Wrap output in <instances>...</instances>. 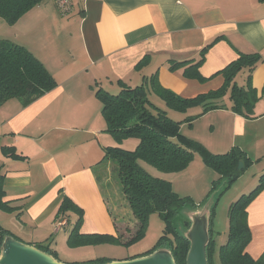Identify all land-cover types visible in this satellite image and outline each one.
<instances>
[{"label": "crops", "instance_id": "obj_1", "mask_svg": "<svg viewBox=\"0 0 264 264\" xmlns=\"http://www.w3.org/2000/svg\"><path fill=\"white\" fill-rule=\"evenodd\" d=\"M56 6L57 0H43L15 23L0 16V40L27 47L57 81L28 104L18 97L0 100V187L6 203L0 217L12 218L11 229L0 221L4 230L23 242H51L59 252L57 238L69 245L64 233L77 218L74 212L58 216L68 197L83 210L82 234L117 236L110 202L116 197L115 167L106 149L119 143L107 131L96 89L113 93L156 75L179 96L194 97L219 89L225 77L217 72L242 53L261 55L251 73L259 96L252 115L230 109L227 94V108L204 113L211 117L214 141L196 139L212 153L241 148L253 162L243 188L257 182L264 172V0H71L67 16L57 14ZM207 45L199 68L207 79L170 68L174 61L195 62ZM248 74V68L241 70L236 83L245 86ZM195 109L201 107L189 108ZM247 212V250L258 258L264 252V191ZM62 218L66 223L57 230ZM1 240L0 235V251ZM100 245L96 249L105 247ZM95 256L87 254V260L101 257Z\"/></svg>", "mask_w": 264, "mask_h": 264}, {"label": "trees", "instance_id": "obj_2", "mask_svg": "<svg viewBox=\"0 0 264 264\" xmlns=\"http://www.w3.org/2000/svg\"><path fill=\"white\" fill-rule=\"evenodd\" d=\"M43 0H0V16L8 23H15L25 13ZM209 45L205 46L198 60L174 61L172 70L183 69L186 76L199 80L207 79L199 70ZM261 55L258 53H242L237 59L220 70L225 77L224 84L217 90L198 94L194 97H181L174 91L162 86L156 75L145 78L136 85H123L118 93H112L103 87L96 89V96L102 102V113L107 122V131L122 142L129 137H137L139 143L133 150L119 145L109 146L106 157L114 159L119 165V175L126 199L132 209L136 223L133 226L127 221L115 218L117 236L110 234H82L80 226L83 210L70 198L65 197L58 209V216L68 212L77 214L75 225L69 235L71 246L93 243H121L132 245L140 241L146 234L148 219L151 213L158 211L164 219L163 234L156 245L144 253L131 256L133 258L153 252L160 246H169L177 264H187L186 257L190 247L189 240L183 236L174 224V217L179 208L186 203L173 190L172 183L162 177L152 175L141 164L144 160L159 170L178 171L185 169L199 153L203 160L230 184L240 177L252 164V160L241 148L235 146L225 153H212L201 142L190 139L181 132L182 121L171 118L167 110L153 103L149 97L152 91L165 101L168 107L178 111L201 107L195 117L217 108H227L223 98L229 94L230 109L245 116H251L253 108L259 100L258 92L251 84L252 71L256 68ZM248 68L249 74L245 86H239L235 78L237 74ZM57 85L55 77L42 61L27 47L16 42L0 40V100L18 97L28 104ZM194 116L188 117L192 121ZM240 174V175H239ZM264 191V172L259 176L258 184L249 193L242 194L229 208V238L219 249L220 264H264V252L254 258L247 248L252 239L248 223L247 208L250 203ZM0 205L6 206L1 198ZM113 211V215H114ZM124 217V216H123ZM63 219V218H62ZM211 217L210 241L207 246L209 264L216 263L215 239ZM189 226V224L187 223ZM11 234L0 226L1 239ZM1 240V241H2ZM2 244V242H1ZM35 245L58 257L51 242H38ZM127 259V258H126ZM109 261L102 257L71 264L102 263Z\"/></svg>", "mask_w": 264, "mask_h": 264}, {"label": "rangeland", "instance_id": "obj_3", "mask_svg": "<svg viewBox=\"0 0 264 264\" xmlns=\"http://www.w3.org/2000/svg\"><path fill=\"white\" fill-rule=\"evenodd\" d=\"M70 6L71 0L67 6V11L56 6V9L58 11L57 14H63L62 16H67L71 9ZM70 18L74 19L72 16ZM75 18L76 24L79 26V19L77 18V16ZM106 90L108 89L106 88ZM118 92L119 91H113V93ZM149 97L153 103L159 105L160 107H162V109L167 110L168 115L171 118L182 121L181 132L184 135H187V137H189L190 139L197 141L199 139H202L207 143H212L214 141V136H212L211 134V117H205V114L195 117L198 113L201 112L202 108L199 112L198 109H195V111H190L189 109L187 111H178L176 109L168 107L165 101L163 99H160V97L154 94L152 91H149ZM190 116L195 117L191 122L188 121V117ZM194 122H196L194 125L191 124ZM197 135L200 137L199 139H196ZM138 143L139 139L137 137H129L124 139L122 142L117 141V144L119 146L129 150L135 149ZM201 143L205 146V143H203L202 141ZM205 147L209 150L207 146ZM112 162L113 166L115 167L113 189L114 194L116 195L115 199L113 201H110L111 207L114 209L115 213L113 216L117 217L119 221H128L133 226V224L136 223V219L123 191V185L118 169L119 165L114 159H112ZM140 164L152 175L159 177L161 176L163 179L170 181L172 183L173 190L177 192L181 197H185L187 202L179 208L178 213L174 217V224L181 234L184 233L186 227L188 226L187 223L189 224L191 220L195 222L197 219L204 217V215L210 217L213 216L212 229L215 239V250L217 255L216 259L219 262V249L221 245L225 244L229 238V208L231 204L237 201V199L242 194L252 191L258 184V180L257 182H255L256 184L254 183L251 185V188H243L251 179V173H246V170L240 173L241 175L239 174L240 177L238 178L239 180L237 179L238 181L235 180L232 183L228 184L226 183L225 179L220 178V175L214 170V168L209 166L203 160L202 156L199 153L195 154V157L189 164V166L178 171L165 172L159 170L158 168L154 167L144 160H140ZM0 221L3 227H8L11 229V217H0ZM74 225L75 220L65 231L64 235L66 234V240L68 239V236L71 233ZM147 226L148 227L145 236L140 241L132 245L107 242L104 243L105 247H100L98 249L96 248L101 243L78 246L67 245V243L63 246L62 242H60V240L57 238L59 242L55 243V245L59 249V252H57L58 257L63 261L67 259L70 262H84L87 260V254L93 255V257H98L95 255H99V257L101 256L104 259L112 260L115 258L120 259L128 255H136L132 253H144L147 250L152 249L163 234V229L165 226L164 219L158 211L151 213L148 219ZM17 237L25 239L22 236L17 235ZM65 246L66 248H64Z\"/></svg>", "mask_w": 264, "mask_h": 264}, {"label": "water", "instance_id": "obj_4", "mask_svg": "<svg viewBox=\"0 0 264 264\" xmlns=\"http://www.w3.org/2000/svg\"><path fill=\"white\" fill-rule=\"evenodd\" d=\"M191 220L182 234L189 242L187 264H209L207 246L210 241L211 217ZM0 264H71L55 257L53 254L26 243L14 235L5 234L1 244ZM84 264H177L169 246H160L153 252L127 259H112L102 263Z\"/></svg>", "mask_w": 264, "mask_h": 264}, {"label": "built area", "instance_id": "obj_5", "mask_svg": "<svg viewBox=\"0 0 264 264\" xmlns=\"http://www.w3.org/2000/svg\"><path fill=\"white\" fill-rule=\"evenodd\" d=\"M70 0H57V5L59 8L66 10ZM66 223L64 219H61L57 224V230L61 229V227Z\"/></svg>", "mask_w": 264, "mask_h": 264}]
</instances>
